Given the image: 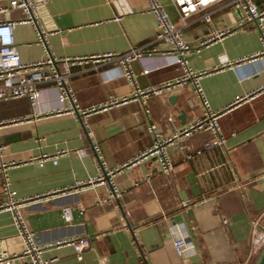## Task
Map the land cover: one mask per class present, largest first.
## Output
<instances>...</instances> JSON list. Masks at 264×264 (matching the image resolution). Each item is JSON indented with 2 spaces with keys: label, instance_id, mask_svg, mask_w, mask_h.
<instances>
[{
  "label": "crops",
  "instance_id": "obj_1",
  "mask_svg": "<svg viewBox=\"0 0 264 264\" xmlns=\"http://www.w3.org/2000/svg\"><path fill=\"white\" fill-rule=\"evenodd\" d=\"M161 1L172 20L181 24L173 1ZM255 1L264 9V0ZM208 13L210 23L203 17ZM242 16V10L228 0L218 2L187 18L184 38L197 46L211 29L235 26ZM0 17L19 20L23 12L13 10ZM42 22L59 57L143 47L146 56L130 63L139 87L159 85L183 74L180 65L169 64L171 58L161 55L169 45L155 41L157 21L148 11L147 0H52L42 10ZM15 37L23 62L43 58L32 24L18 23ZM261 49L255 22H247L189 55L193 70H207L200 84L213 110H224L238 97L254 95L220 118L226 137L223 146L197 154L213 137L209 131L187 139L186 149L171 146V172L163 171L153 158L122 166L153 144L151 123L168 135L202 116L203 106L192 82L152 95L144 105L131 101L90 114L85 125L70 114L35 117L28 97L1 101L0 122L10 123L0 126V143L5 146L4 161L18 162L9 176L19 199L52 194L88 182L101 171L121 168L113 177L117 197L111 196L109 183H94L22 207V217L40 243L90 237L82 259L72 245L49 248L43 256L54 259L51 264H257L264 240V56H252ZM222 60L232 63L223 66ZM116 65V61L90 60L72 67L71 85L81 107L133 92L135 82L113 70ZM144 68L152 71L144 74ZM42 87L47 88L44 104L57 107L56 90ZM80 149L87 155L79 156ZM59 151L64 153L57 163L48 160L41 166L32 161ZM3 182L0 173V205L6 202ZM65 206L71 208V221L63 215ZM255 219L261 231L255 230ZM178 233L188 235L194 245L186 258L173 245ZM17 235L14 212L0 209V253L20 248Z\"/></svg>",
  "mask_w": 264,
  "mask_h": 264
},
{
  "label": "built area",
  "instance_id": "obj_2",
  "mask_svg": "<svg viewBox=\"0 0 264 264\" xmlns=\"http://www.w3.org/2000/svg\"><path fill=\"white\" fill-rule=\"evenodd\" d=\"M51 1L0 0V16L8 14L13 10H21L23 12V17L19 20L3 19L0 17V102L28 97L35 106V117H40L41 115L70 114L78 117L85 125V120L90 114L104 112L131 101H140L144 105L152 95L158 96L172 87L183 86L188 82H192L194 91L203 106L202 116L174 130L168 135L161 133L156 123H151L148 129L153 134V144L137 156L135 160L124 164L122 167L130 166L140 159L153 158L159 163L163 171L171 172L173 161L169 153V148L174 145H179L182 149H186V140L197 132L209 131L213 134L212 138L204 142L203 148L197 150V154H201L204 150L212 149L215 146H223L225 144L226 137L221 131L220 118L236 104L251 98L254 94L238 97L224 110H213L200 84V79L207 73V70H193L189 64V55L194 51L199 52L202 47L209 45L217 39H221L228 34H233L238 29L243 28L247 22H255L262 42V49L252 57L264 56V9H261L255 0H228L230 4L242 10L244 17L239 19L235 26L211 29L198 42L197 46H193L192 43L184 38V27L188 25L187 18L193 13L200 12L213 4L227 0H172L179 12L182 21L181 24L172 20L161 0H147L148 11L155 15L157 21L155 41L165 42L169 45V49L162 51L161 55L171 58L169 64H178L183 68V74L175 80L159 85H152L147 88L139 87L136 84L133 70L130 68L131 61L146 56L143 47L133 46L123 53L108 52L103 55H93L90 57L56 56L49 43V35L51 33L45 28L42 22V10ZM203 17L208 23L212 21V16L209 13L204 14ZM18 23H29L35 28L37 42L44 51V56L40 60L28 63L22 61L15 37V27ZM148 54L151 55L152 52H148ZM90 60H94L95 62L101 60L118 62V65L113 70H116L119 75L126 76L132 82H135L133 92L125 96L111 95L102 103L86 108L81 107L78 103L77 94L71 85L72 67L88 63ZM231 63L229 60H222L221 62L223 66ZM151 71V68H144L143 73L149 74ZM43 85H50L56 90L57 107L50 108L42 101L43 92L47 90V88L42 87ZM168 119L170 121L174 120L173 116H169ZM6 123L10 122L2 121L0 122V126ZM4 149L5 146L0 143V173L4 176L3 191L6 196V202L0 205V209L14 212L15 224L18 228L17 237L21 245L20 248L11 252L0 253V264H51L54 259L45 258L43 256L45 250L65 245L74 246L78 257L82 259L84 250L90 245L89 236L63 238L48 243H40L36 238L35 232L30 230L26 225L21 214V209L26 205L34 204L51 196L68 194L80 190L81 186L94 183H109L112 190L111 196L117 197L119 196V191L114 186L113 177L121 168L118 167L111 171H101L99 176L91 178L88 182L83 184L75 183L71 188H65L52 194L19 199L17 192L12 189L9 176L10 168L17 165L18 162L4 161ZM94 149L98 151L96 145H94ZM76 152L79 156L87 155L84 149L77 150ZM63 153L59 151L52 155L48 153L42 154L41 156L32 158V161H38L41 166L48 160L57 163L59 156ZM188 157L192 158V155L189 154ZM102 201H107V199L105 198ZM63 215L67 221L72 220L70 206L63 208ZM252 224L255 226V230L261 231V223L257 219L253 220ZM173 245L177 254L183 258H186L187 254L194 249V245L188 235L183 233L177 234ZM259 245L263 253L264 240Z\"/></svg>",
  "mask_w": 264,
  "mask_h": 264
},
{
  "label": "water",
  "instance_id": "obj_3",
  "mask_svg": "<svg viewBox=\"0 0 264 264\" xmlns=\"http://www.w3.org/2000/svg\"><path fill=\"white\" fill-rule=\"evenodd\" d=\"M239 9H240V8H239ZM240 10H241V9H240ZM242 17H244V14H243ZM182 114H184V112H182ZM257 264H264V251H263V253H262V255H261L259 261L257 262Z\"/></svg>",
  "mask_w": 264,
  "mask_h": 264
}]
</instances>
